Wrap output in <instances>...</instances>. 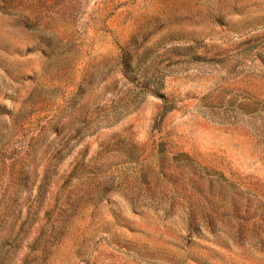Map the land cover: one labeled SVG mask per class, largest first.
Returning a JSON list of instances; mask_svg holds the SVG:
<instances>
[{"label":"rangeland","instance_id":"374dc122","mask_svg":"<svg viewBox=\"0 0 264 264\" xmlns=\"http://www.w3.org/2000/svg\"><path fill=\"white\" fill-rule=\"evenodd\" d=\"M0 264H264V0H0Z\"/></svg>","mask_w":264,"mask_h":264},{"label":"trees","instance_id":"16d2710c","mask_svg":"<svg viewBox=\"0 0 264 264\" xmlns=\"http://www.w3.org/2000/svg\"><path fill=\"white\" fill-rule=\"evenodd\" d=\"M152 93H155L156 95H159V93L155 90H150Z\"/></svg>","mask_w":264,"mask_h":264}]
</instances>
